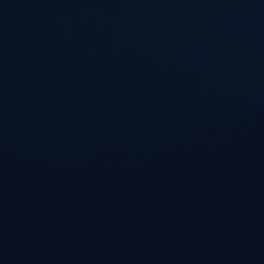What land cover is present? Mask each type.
I'll use <instances>...</instances> for the list:
<instances>
[{"label": "water", "instance_id": "95a60500", "mask_svg": "<svg viewBox=\"0 0 264 264\" xmlns=\"http://www.w3.org/2000/svg\"><path fill=\"white\" fill-rule=\"evenodd\" d=\"M0 264H264V0H0Z\"/></svg>", "mask_w": 264, "mask_h": 264}]
</instances>
